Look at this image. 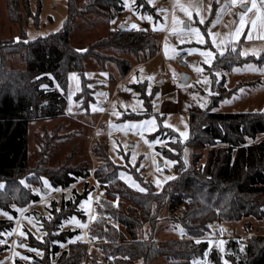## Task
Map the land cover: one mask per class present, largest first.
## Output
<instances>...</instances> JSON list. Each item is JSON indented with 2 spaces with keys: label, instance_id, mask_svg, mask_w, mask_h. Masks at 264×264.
Instances as JSON below:
<instances>
[{
  "label": "rangeland",
  "instance_id": "1",
  "mask_svg": "<svg viewBox=\"0 0 264 264\" xmlns=\"http://www.w3.org/2000/svg\"><path fill=\"white\" fill-rule=\"evenodd\" d=\"M75 1L76 5L82 8L86 0ZM121 2L122 9L113 18L95 13L76 18L71 37L73 48L100 52L101 59L107 62L101 63L104 61L100 62V59L90 55L84 59L82 79L77 71L72 70L68 74L65 88L54 80L51 88L60 92L62 102L65 104L64 114L56 117H39L32 120L29 125L28 156L30 167L35 172L28 178L29 180L38 179L48 170L65 167L78 171L86 167L90 170V175L85 179L80 178L64 192L54 187L46 177H41L40 182L31 183L24 179L26 188H29L32 194L38 195L40 200L26 205L13 200L8 208L0 207V219H8L14 224L13 229L3 232L0 236V247L3 248L0 251V264L29 263L34 257L43 255L42 249L28 244L30 236L39 241L43 240L45 231L40 221L49 217L53 201L60 204L63 198H70L74 188L82 194L84 188H89V193L92 188L97 187L99 193L107 195L96 198L97 213L93 217L90 211L93 201L88 195L81 197L78 207L82 215L73 214L63 219L60 224L62 230L75 231L72 240H84L87 220L92 217L91 231L94 233L96 243L86 247L88 255L96 254L101 261L103 255L100 245L108 243L103 234L100 236L95 232H104L110 227L118 226L113 233L117 231L123 233L125 237L114 244H123L122 240H131L125 227L121 224L115 225L116 220L105 213V205L99 202V198L109 202L115 212H119V205L124 204L125 208L121 210L125 213L135 205L110 193L107 189L110 183L98 181L95 171L107 174V171L101 170L107 159L113 167L119 168L118 177L135 189V192L147 191L136 176L145 180L148 185L153 184L156 191H162L177 174L175 160L170 158V155H176V152L169 149L176 140L173 135L177 133L181 143L187 144L190 138L188 113L191 110H201L210 100V75L215 73L210 71V67L217 54L225 53L229 47L239 49L245 57L259 58L264 52V0H236L235 3L233 0H151V3L149 0H121ZM253 2L255 7H252ZM243 5L248 7L243 8ZM9 6L17 11L19 20L10 18ZM185 8L192 13L191 17ZM68 15V0H0V59L7 56L9 66L24 69L29 54L26 49L28 43L59 32L64 27ZM149 16L152 17L151 20L142 19ZM201 17L203 23L199 22ZM121 24H125L126 28L144 29L157 34L161 44L158 53L147 58L149 56H144L145 50H140L142 47L135 46L129 52H123L112 47L100 46L105 41L102 38L113 29H120ZM134 24L138 27L133 28ZM173 28L177 31L174 32ZM189 28H198L205 43L200 44L196 34L187 30ZM165 45L168 46L167 50ZM180 48L190 53L189 66L186 68L173 61ZM12 50L14 53H8ZM203 51H211L213 56L211 58L202 56ZM109 53H114L115 56ZM123 59L132 67L127 75L120 71L119 63ZM209 59L210 63L206 62ZM166 67L177 74L178 91H173L159 81L164 77ZM183 72L190 75L187 83L182 82ZM222 74L225 75L227 86L232 87L234 93L221 100L216 110L248 113L264 111V60L244 62L224 73L219 71L214 76L220 79ZM48 77L51 80L54 78L52 74ZM44 81L43 78L36 79V83L41 84V88L47 91L50 88ZM143 93H156L152 112L149 114H143L146 110ZM92 94H95V99L87 107V100ZM59 103L61 106V102ZM152 119L156 121L155 126L144 123ZM99 131L101 134L94 138ZM263 138L264 133H259L255 139L248 138V142ZM209 148L207 146L204 150L201 160L203 163L206 161ZM97 149L101 150V155L97 153ZM167 149L168 152H165ZM162 151L166 154L164 155ZM192 152L190 147L185 146L182 158L186 165L192 163ZM169 161L173 163H168ZM42 178L48 181V187H45ZM84 180H88V183ZM0 184H3L0 189H5L6 183L0 181ZM141 188L144 191H140ZM85 200H88L89 204L82 207ZM138 212L139 209H135V213ZM153 213L151 221L144 222L139 227L137 231L139 237H152L151 240L159 243L181 238L183 229L171 219L172 215L167 206L159 208L155 206ZM73 217L79 223L73 221ZM81 224L85 226L81 227ZM216 228H222L223 233L234 231L237 235L243 236H249L248 232L255 235L264 234V219L246 217L223 221L212 225L213 231ZM21 231L25 233L24 236L20 235ZM230 234L231 232L228 235ZM67 244L64 242L62 248ZM218 252L222 259L226 260L224 255L227 252V244L224 238L220 240ZM85 259L83 264H89L87 256ZM165 261V257L162 256L151 264H164ZM102 263L108 264L107 260ZM192 264L212 262L209 257H201Z\"/></svg>",
  "mask_w": 264,
  "mask_h": 264
},
{
  "label": "trees",
  "instance_id": "2",
  "mask_svg": "<svg viewBox=\"0 0 264 264\" xmlns=\"http://www.w3.org/2000/svg\"><path fill=\"white\" fill-rule=\"evenodd\" d=\"M68 8V18L59 32L28 43L26 49L29 54L24 69L9 66L6 55L0 59V181L6 183L5 189H0V207L8 208L13 200L22 205L40 200L38 195L32 194L30 189L26 188L24 179L31 183L40 182L41 177H46L54 187L64 192L80 178L85 179L90 175V170L86 167L82 171L65 167L48 170L38 179H28L35 173L30 167L28 156L31 121L39 117L64 114L65 104L61 94L51 88L54 80L65 88L68 74L72 70L77 71L82 79L86 57L93 55L100 59V62L104 61L100 52L73 48L71 37L76 18L91 13L113 18L122 9V2L86 0L84 6L79 8L75 0H68ZM8 12L12 20H19L17 11L11 6ZM102 39L105 41L100 46L123 52H129L135 46L142 47L140 50H145L144 56H149L147 58L155 56L161 46L157 34L144 29H113ZM8 53H14V50ZM110 55L115 56L114 53ZM256 60L263 61L264 52L259 58L245 57L239 49L229 47L225 53L217 54L210 71L216 75L219 71L224 73L235 65ZM105 62L107 61L101 63ZM119 64L121 73L127 75L132 68L130 64L125 59ZM50 74L54 76L52 80L48 77ZM214 75H210L208 103L201 110H191L188 113L190 138L187 144L181 143L177 133L173 135L176 140L169 149L176 152V155H170V158L175 160L177 174L162 191H156L153 184L148 185L145 180L135 175L147 189L145 192H135V189L118 177L119 168L113 167L107 159L101 169L107 171V174L95 171L98 181L110 183L107 188L110 193L135 205L128 213L121 210L125 208L124 204L119 205V212H115L109 202L99 198V202L105 205V213L111 215L116 224L125 227L131 240L114 244L125 236L117 231L113 233L118 226L108 227L104 232H95L96 235L103 234L108 242L102 241L104 245H100L102 260L100 261L96 254L88 255L84 240H72L75 231L60 229L63 219L73 214L82 215L78 207L79 201L81 197H87L89 188H84L82 194L74 188L70 198H63L60 204L53 201L49 217L40 221L45 231L43 240L39 241L30 236L28 244L42 249L43 255L22 264H83L86 256L89 264H103L104 260H107L108 264H151L162 256L166 259L164 264H192L201 257H209L212 264H264V234L255 235L248 232L249 236H243L230 231V237L224 238L227 244V252L224 255L226 260H223L218 252L220 242L212 245L211 241L205 238L217 230L223 232L222 228L212 230V225L223 221L246 217L264 219V138L248 142V138L255 139L259 133H264V111L248 113L216 110L219 102L234 92L232 87L227 86L225 75L222 74L220 79ZM42 78L49 85L50 89L47 91L41 88V84L36 83V79ZM155 94L143 93L146 106L143 114L152 112ZM94 99L95 94H92L87 100V107ZM185 146L193 150L190 165H186L182 158ZM207 146L210 148L203 163L201 160ZM162 152L164 154V151ZM97 153L102 154L98 149ZM84 181L88 183V180ZM155 206L168 207L171 219L183 229L180 239L174 238L159 243L151 240L152 237L141 238L137 235L139 227L144 222L151 221ZM135 209H139L138 214ZM91 226L92 223L89 225V231L93 235ZM13 228L12 221L0 219V236ZM184 235L190 238H185ZM64 242L68 244L62 248ZM2 249L0 247V251Z\"/></svg>",
  "mask_w": 264,
  "mask_h": 264
},
{
  "label": "built area",
  "instance_id": "3",
  "mask_svg": "<svg viewBox=\"0 0 264 264\" xmlns=\"http://www.w3.org/2000/svg\"><path fill=\"white\" fill-rule=\"evenodd\" d=\"M190 57V53L189 51H187L186 49L180 50L178 52V54L173 58V61L178 63L181 67L186 68L189 66V62L188 59ZM165 61H167V59H164ZM162 82L165 83L168 87L172 88L173 91H178L179 90V86H178V76L177 74L170 70L169 68H165L164 71V77L162 78ZM101 132H97L94 135V138H96L98 135H100ZM106 193H99L98 192V188L94 187L92 188L89 193H88V197L92 202V206H91V215L92 217L94 216V214L97 213L96 209H95V200L97 197H106ZM91 217V219H92ZM91 219L88 221L87 223V227L84 231V241L86 242V246L87 248L90 246L95 245L96 243V238L94 235H92L89 231V225L91 223ZM116 224V223H114ZM185 238H190L187 235H184ZM230 237V235H224L223 232L221 230H217L215 231V233L211 236L205 237L207 239H209L211 241L212 245H217L221 239L223 238H228ZM209 253V250L206 251V254Z\"/></svg>",
  "mask_w": 264,
  "mask_h": 264
},
{
  "label": "snow or ice",
  "instance_id": "4",
  "mask_svg": "<svg viewBox=\"0 0 264 264\" xmlns=\"http://www.w3.org/2000/svg\"><path fill=\"white\" fill-rule=\"evenodd\" d=\"M236 2V0H233V3H235ZM149 3H151V0H149ZM256 5H255V2H253V5H252V7H255ZM250 10V9H249ZM185 11L188 13V15L191 17V15H192V13L190 12V11H188V9L187 8H185ZM243 13L241 14V24L243 25ZM142 19H148V20H151L152 19V17H142ZM175 19V18H174ZM200 23H203V18L201 17L200 18V21H199ZM179 23H183L182 21H179ZM255 26V22H253V27ZM132 27L133 28H137L138 26L137 25H132ZM188 31H190L191 33H195L196 34V36H197V39H198V42L200 43V44H204L205 43V41H204V39H203V36H202V34L199 32V29L198 28H189V29H187ZM173 31L175 32V31H177V29H175V28H173ZM18 39V38H17ZM213 43H215V40H213ZM167 45H165V48H166V50H167ZM190 51H197V49H190ZM201 55L202 56H205V57H208V58H211L212 56H213V53L211 52V51H203V52H201ZM206 62H209L210 63V59L208 60V61H206ZM201 69H197V71H200ZM93 110H95V109H93ZM144 123H146V124H151V125H153V126H155L156 125V121H155V119H152V120H150V121H145ZM169 127H171L170 125H169ZM181 135H183V133H181ZM159 141H157V143H158ZM168 163H173V162H171V161H169ZM43 180H44V185H45V187H48L49 186V183H48V181L45 179V178H42ZM170 179H171V177H170ZM134 183V182H133ZM3 187V184H0V188H2ZM140 191H144V189H140ZM89 204V201L88 200H85V201H83L82 202V207H84L85 205H88ZM18 211H24L23 209H18ZM5 215H7V213H5ZM9 218H11V217H9ZM73 219V221H75L76 223H79V221H76V218L75 217H73L72 218ZM85 225H83V224H81V227H84ZM20 235L21 236H24L25 235V233L23 232V231H21L20 232ZM221 243H223V241H221ZM33 251H36L35 249H33Z\"/></svg>",
  "mask_w": 264,
  "mask_h": 264
},
{
  "label": "water",
  "instance_id": "5",
  "mask_svg": "<svg viewBox=\"0 0 264 264\" xmlns=\"http://www.w3.org/2000/svg\"><path fill=\"white\" fill-rule=\"evenodd\" d=\"M243 8H247L248 6L247 5H243L242 6ZM125 24H121L120 25V28H125ZM189 77H190V75L188 74V73H186V72H183L182 74H181V78H182V82L183 83H187V81L189 80Z\"/></svg>",
  "mask_w": 264,
  "mask_h": 264
},
{
  "label": "crops",
  "instance_id": "6",
  "mask_svg": "<svg viewBox=\"0 0 264 264\" xmlns=\"http://www.w3.org/2000/svg\"><path fill=\"white\" fill-rule=\"evenodd\" d=\"M125 27H126V26H125ZM148 28H150V27H148ZM150 29H151V28H150ZM183 49H184V48H180L179 51H180V50H183ZM179 51H178V52H179ZM161 52H163V50H161ZM159 54H162V53H159ZM144 62H145V61H144ZM131 69H132V68H131ZM131 69H130V70H131ZM129 72H130V71H129ZM129 72H128V73H129ZM128 73H127V74H128ZM159 81L162 82V78L159 79ZM165 89H166V88H165ZM177 95H178V94H177ZM188 107H189V106H188Z\"/></svg>",
  "mask_w": 264,
  "mask_h": 264
}]
</instances>
